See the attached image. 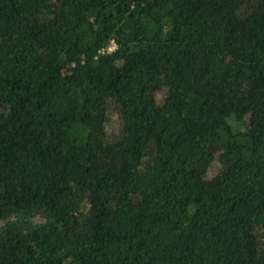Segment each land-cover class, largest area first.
<instances>
[{
    "label": "trees",
    "instance_id": "trees-1",
    "mask_svg": "<svg viewBox=\"0 0 264 264\" xmlns=\"http://www.w3.org/2000/svg\"><path fill=\"white\" fill-rule=\"evenodd\" d=\"M0 264H264V0H0Z\"/></svg>",
    "mask_w": 264,
    "mask_h": 264
},
{
    "label": "rangeland",
    "instance_id": "rangeland-1",
    "mask_svg": "<svg viewBox=\"0 0 264 264\" xmlns=\"http://www.w3.org/2000/svg\"><path fill=\"white\" fill-rule=\"evenodd\" d=\"M158 102L161 104L163 103L164 99H165V94L160 93L157 96ZM118 110L115 109V106L113 104H110V107L108 108V115H109V119H108V123L106 125V130H107V134L109 136H114L115 135H119L122 133L123 131V125L121 124V119L120 116L117 112ZM221 164H215L213 169L210 171V174H214L217 172V169L219 168Z\"/></svg>",
    "mask_w": 264,
    "mask_h": 264
},
{
    "label": "built area",
    "instance_id": "built-area-1",
    "mask_svg": "<svg viewBox=\"0 0 264 264\" xmlns=\"http://www.w3.org/2000/svg\"><path fill=\"white\" fill-rule=\"evenodd\" d=\"M115 47H116V45L113 43V44L109 47V49H110V50H113Z\"/></svg>",
    "mask_w": 264,
    "mask_h": 264
}]
</instances>
